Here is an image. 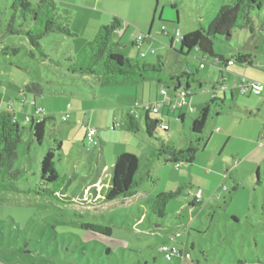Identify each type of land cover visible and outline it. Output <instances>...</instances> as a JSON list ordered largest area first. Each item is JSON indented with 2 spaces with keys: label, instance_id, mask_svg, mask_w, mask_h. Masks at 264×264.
I'll return each mask as SVG.
<instances>
[{
  "label": "rangeland",
  "instance_id": "obj_1",
  "mask_svg": "<svg viewBox=\"0 0 264 264\" xmlns=\"http://www.w3.org/2000/svg\"><path fill=\"white\" fill-rule=\"evenodd\" d=\"M38 1L28 0V3L34 6ZM261 1L260 8L250 12L252 31L237 28L230 38L217 36L214 39L216 52L227 54L240 47L249 49V44L253 48L258 43L249 50L264 59V0ZM55 2L62 13L70 12L71 20L67 24L76 36L48 34L41 40L42 51L32 47L25 35H7L0 40V108L14 106L24 128L14 168L25 172L19 185L32 190L31 193L0 190V264H264V167L261 168L260 184L256 170L238 168L240 179L234 190V171L232 175L225 174L216 162L220 156L230 154L234 141H230L223 152V142L214 139L204 150V141H201L192 164L157 161L151 168V179L141 188L146 193L145 198L137 195L132 199L100 203L112 178L115 154L130 150L143 158L139 153L145 147L142 141H146L148 146L145 148L150 152L158 141L145 130L134 133L126 129L122 109L135 101L136 92L119 95L122 91L119 85L96 86L93 84L96 78L69 72L65 62L69 55H76L92 41L101 27L117 17L121 22L120 30L128 29L129 39L141 34L156 53L148 52L144 57L138 55L136 50L140 44L133 45L129 41L126 46L122 45L121 33L115 31L111 37L115 54H124V60L130 59L132 63L137 60L155 63L160 55L166 58L168 69L174 65L180 70L190 69L202 86L192 83L188 101L194 112L187 115L185 124L177 119L178 112L165 113L166 116L161 112L149 113L160 124L167 120L169 132H160L163 139L181 146L190 141L192 118L198 116L205 100L214 97L215 84L222 83L221 72L234 89V100L238 105H255L263 96L244 95L239 88L240 76L259 81L257 76L263 73L257 67L241 68L242 73H235V70L227 71L215 65L210 58L206 68H200L195 50L181 54V63L176 62L173 55L179 52L180 43L175 42L170 48V39L162 32L166 27L172 34L179 29L183 35L208 27L220 7L231 0ZM10 4L0 0V33L7 30L12 19ZM22 22L18 17L15 25ZM151 27L152 31L148 33ZM240 67L242 65L237 62L233 69ZM260 82L264 83L263 79ZM31 83H40L43 94L36 96L26 90V85ZM157 85L146 82L144 87L148 93L150 87L154 90ZM141 96L142 92L137 99ZM25 97L28 102L23 105ZM34 98L37 105L30 102ZM225 104L226 107L232 105ZM34 107L51 108V115H42L55 119L47 124L41 144L34 142L32 124L26 121L27 115L34 114ZM216 108L222 107L215 106L210 113L205 139L211 131ZM63 116L67 117L66 121ZM114 122L116 126L113 127ZM88 127L96 129L92 143L86 138ZM56 139L62 143L61 150L57 149ZM49 150L55 153L56 170L66 179V199L36 192L41 188H61L60 184H43L41 181L40 163ZM224 185L229 188L224 193L225 198L216 200L215 195L223 192ZM179 187H182L181 193L168 202L166 216L159 218L151 210L152 201L161 193ZM198 192L202 193V203L192 206ZM83 224H98L111 229V233L87 229ZM174 232L181 233V241L194 243L193 260L166 261L159 252L160 243ZM20 248L27 252H21Z\"/></svg>",
  "mask_w": 264,
  "mask_h": 264
},
{
  "label": "trees",
  "instance_id": "obj_2",
  "mask_svg": "<svg viewBox=\"0 0 264 264\" xmlns=\"http://www.w3.org/2000/svg\"><path fill=\"white\" fill-rule=\"evenodd\" d=\"M7 1L11 3L13 15L7 30L0 33V40L7 35H25L32 47L42 51L41 40L48 34L59 33L72 37L77 35L67 24L71 20L70 12L62 13L55 0H39L34 6L30 5L28 0ZM261 3V0H231L230 3L222 5L208 27H202L183 34L182 39L179 41L180 50L173 55L175 61L181 63V54H189L195 50L200 66L202 64L206 65L210 58L215 65L220 66L215 60L223 62L224 59L215 53L214 39L217 36L230 38L232 32L237 28L252 31L254 25L250 12L254 8H260ZM18 17L23 22L16 26L15 23ZM120 28L121 22L117 17L109 25L101 27L95 38L88 42L79 53L76 55L71 54L66 58L67 70L71 73L97 76L102 85H139L145 82H156L160 88H166L171 92L172 98H176L182 90L190 91L192 83H198L199 87L202 86L192 71L177 69L175 65L168 69L166 58L160 55L155 63L139 60L132 63L130 59L125 61L123 55L115 54L111 37L112 33ZM173 46L174 44L171 40L170 48H173ZM26 90L36 96L43 94V87L40 83L27 84ZM215 106L223 107V101H208L202 107L198 116L192 118L190 141H185L181 146L163 139L160 132L168 133L169 129L164 128L158 119H152L146 114L144 123H142L134 114L128 113L126 129L134 133L145 130L148 136L158 141V145L143 158H139L133 153L131 154V152H123L117 155L111 168V181L105 191H103V198L100 199V203L108 204L117 200L136 197L146 180L151 179V168L157 161L163 160L166 163L175 165L179 163H194L201 141L205 142V128L210 113ZM184 118L185 116H179L177 119L183 122ZM54 120L52 117L44 116L39 123H31L34 142L43 143L47 124ZM157 131L160 134H157ZM23 132L24 128L20 125L15 109L12 106L0 108V190L19 193L32 192V190L24 189L19 185V181L24 178L25 172L14 168ZM55 141L57 142V149L61 150V141L57 139ZM54 157L55 153L53 150H49L43 157L40 163V177L43 184L57 183L61 185V188L56 186L53 189L41 188L36 192L38 194L43 192L57 198L66 199L64 190L68 185H66L65 177L61 176L56 170ZM236 189L237 186L234 190ZM181 191L182 187H179L176 190L161 193L152 201L151 210L159 218H164L167 214L166 206L168 202L178 196ZM97 201H95V204H100ZM201 203L202 201H193L191 205L195 206ZM83 227L98 232L111 233V229L98 224H83ZM171 235L173 233H170L163 243H177L190 252L191 257L186 258L179 255L172 260L166 261L175 259L193 260L192 250L194 247L190 245L186 248L185 244H180L173 240ZM163 243H160V245ZM19 250L27 252V250L22 248ZM159 252H161L160 249ZM202 254H204L203 251Z\"/></svg>",
  "mask_w": 264,
  "mask_h": 264
},
{
  "label": "crops",
  "instance_id": "obj_3",
  "mask_svg": "<svg viewBox=\"0 0 264 264\" xmlns=\"http://www.w3.org/2000/svg\"><path fill=\"white\" fill-rule=\"evenodd\" d=\"M121 29V28H120ZM117 30L118 32L121 33V44L126 46V42L131 41V43L134 44H139L137 43V37L139 35H137V37L134 38H128V29H125L124 31L121 30ZM152 31V27L149 29L148 33H151ZM172 34V33H171ZM170 39V44H171V37L168 36ZM258 43H255L254 47H257ZM141 45V46H140ZM136 50V53L138 55H144L147 56V53H152V49L153 46H151V43H148L145 41V37L143 36V40ZM165 47H167V45L164 43ZM252 44H249L247 47L250 50H253V48L251 47ZM249 49H245V48H239L237 50H230L227 54H224L222 52H216V54H218L219 56L223 57L224 60H233L234 63L232 65H230L228 68H225V70L230 71V70H235V73H242L241 68H245V67H251V68H255L257 67L258 69L261 70V72L263 73L262 76H257V79L259 81L264 82V59H260L255 55V52L253 53L250 52ZM155 50V49H154ZM156 53V50H155ZM121 55L124 56V54L121 53ZM259 60V62H258ZM237 62H240V64L242 65V67L239 68H234L233 66L236 65ZM207 65V64H206ZM206 65L203 68H206ZM220 67V66H219ZM200 68H202L200 66ZM190 70V69H187ZM191 71V70H190ZM222 83H225V85L227 86V88L225 90L223 89H217V87H221V84H215V88L212 89L213 92V98L211 100H220L223 101L224 107H222L220 110H218V108H216L214 110V113L212 115V119H211V131L210 133L206 135V139L204 142V150L206 148H208V145L210 144V142L212 140L215 139V141H220L223 142V147L221 149V152H223L229 145L230 141H234L233 143V147L232 149H230V154H228V156H220V158L218 159V161H216L218 163V168L220 169V171H225V174H229L232 175L233 171H234V175H233V179L235 180V185L238 188V184H239V172L237 171L238 168L240 167H244V169L246 170H256L257 176H258V184L261 183V178H262V174H261V168L264 167V91L260 94V95H256V96H261L259 97L258 101L255 105H247V104H243V105H238L234 98H235V91L234 89H232L231 86H229V84L227 83V78L223 76L222 72ZM237 75V74H236ZM239 75V74H238ZM88 78H91V76L93 75H85ZM95 79V81L93 82L94 85L96 86H107V85H102L99 78L97 76H93ZM242 77V76H240ZM235 81L237 82V77H235ZM239 79V78H238ZM254 79V78H253ZM146 83V82H145ZM139 84L136 85L138 87H136V89H132V87H129L128 85H119L121 86L119 91L120 94L119 95H125V94H129V93H133L136 92V94L133 97H137L139 96V94L142 92V96L140 98V100H138L137 98H135V101L124 105L123 109H122V117H127V114L130 113L135 106V103L139 102V103H147V102H154L156 100H158L160 98V87L157 85L156 88L154 90H152V87L150 91H148V93L146 92V87H144V84ZM141 89H140V87ZM151 86V85H150ZM141 90V92L139 93V91ZM219 91L222 92V95L219 94ZM207 99V98H206ZM206 102H204L203 106L205 105V103L208 102V100H205ZM210 101V100H209ZM28 102V98L25 97V102H23V105H26V103ZM30 102H32L34 105H37V99L34 98L33 100H31ZM226 102L231 103L232 105L230 107H226ZM134 104V106H132ZM190 105V103H189ZM202 106V107H203ZM67 107H69V104H67ZM14 108V106H13ZM73 106H70V109H72ZM34 109H36V107H34ZM44 112L46 113V115H51V108H43ZM112 110H116L117 108H111ZM166 109V112H164ZM190 109H192L193 111H190ZM135 113L137 114L139 120L144 123L146 114H148L150 116V112H146L144 109L142 108H135ZM164 110V111H163ZM162 110L161 113H163L164 116H166L165 113H167L168 115H170L171 113H176L178 112V117L179 116H185L184 120H183V124H185V121L187 119V115L190 112H194L193 108H183V109H179L176 111H172L169 107H165ZM116 112V111H115ZM167 115V116H168ZM211 115V114H210ZM114 117L116 118V115L114 114ZM20 122V121H19ZM167 122V120H166ZM116 126V123H113V127ZM145 139V138H143ZM145 144V147L148 146L146 144V141H142ZM144 147V150H142L141 153V157H144L145 155H147L150 150L146 149ZM153 147V144H152ZM151 149V148H150ZM141 149H137V151H140ZM123 152H131L133 154H136L130 150H121V152L116 153L115 155H119ZM205 152V151H204ZM198 154V153H197ZM231 156V157H230ZM197 157V155H196ZM222 157V158H221ZM196 161V160H195ZM235 167V170L233 169ZM231 168V169H230ZM233 169V170H232ZM209 171V170H208ZM226 194V193H225ZM225 194H224V198H225ZM137 195H143L141 198H145L146 193L144 191H140ZM178 243L180 244H185L186 248L189 247L190 245L192 247H194V243H187L186 241H181L180 239L177 240Z\"/></svg>",
  "mask_w": 264,
  "mask_h": 264
},
{
  "label": "built area",
  "instance_id": "obj_4",
  "mask_svg": "<svg viewBox=\"0 0 264 264\" xmlns=\"http://www.w3.org/2000/svg\"><path fill=\"white\" fill-rule=\"evenodd\" d=\"M162 32L165 36L171 37L173 44H175V42H179L183 37L179 29H177L175 33L171 34L166 27H163ZM142 40H143V36L139 35L137 37V43L141 44ZM152 53H155L154 49H152ZM142 56L144 55L142 54ZM215 62L217 64H220V67L223 69L224 67L228 68L230 65L234 63L233 60H224L223 62H220L219 60H215ZM204 66L205 64L201 65L202 68ZM226 88L227 86L225 85V83H221V89L225 90ZM239 88H240V92L244 95H248V94L260 95L264 91V83L247 78L245 76H242L240 78ZM160 95H161L160 98L154 102L135 103L134 109L140 107L144 109L146 112L153 111L155 113H158V112H162V110L165 107H169L172 111H176V110L183 109V108H186V109L190 108L189 101H188V98L190 97V91L188 90L187 91L182 90L177 95L176 98H172L171 92H169L166 88H160ZM134 109L130 113L138 117ZM190 111H193V110L190 109ZM42 113H45L44 109L38 107L35 109L33 115L26 116V121L31 122V123L33 122L39 123L41 119L44 117ZM66 119L67 117L63 116V120H66ZM162 126L164 128H168V126L166 125V120H164ZM95 135H96V129L93 127H88L86 131V138L89 143H92L94 141ZM228 190L229 188L226 185H224L222 187L223 192L217 193L215 195V199L222 200L224 198L223 194L227 192ZM201 200H202V193L198 192L196 195V201H201ZM180 236H181V233L179 232H175L173 233V235H171L172 239L176 241L178 240ZM159 249L163 253L166 260H172L179 255L186 257V258L191 257V253L186 251L183 247H181L177 243H172V242L163 243L162 245H160Z\"/></svg>",
  "mask_w": 264,
  "mask_h": 264
}]
</instances>
